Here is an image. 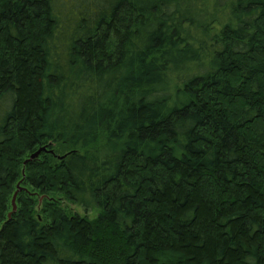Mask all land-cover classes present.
Wrapping results in <instances>:
<instances>
[{"label":"trees","instance_id":"trees-1","mask_svg":"<svg viewBox=\"0 0 264 264\" xmlns=\"http://www.w3.org/2000/svg\"><path fill=\"white\" fill-rule=\"evenodd\" d=\"M0 264H264V0H0Z\"/></svg>","mask_w":264,"mask_h":264},{"label":"rangeland","instance_id":"rangeland-1","mask_svg":"<svg viewBox=\"0 0 264 264\" xmlns=\"http://www.w3.org/2000/svg\"><path fill=\"white\" fill-rule=\"evenodd\" d=\"M45 152H47L49 154H52L57 159H60V158L63 157L61 154H57L53 149H48V147H47V151H45ZM34 153H32V154H34ZM41 153L37 157H35L34 159L30 160V158L32 156V154H31L30 157L27 160H25L24 165H26L27 163H29L31 161H34V160L38 159L39 156L41 155ZM24 170L25 169H23V172H24ZM22 189H23V187L21 186L20 183H18L15 186V192L13 193L12 200H11L12 205H13V213L17 211V208H18V206H17L18 205L17 204V198H18V195L20 194V192L22 191ZM32 192H34V191H32ZM36 194H38V192H36ZM37 197H38V207H37V209H38L39 213L42 212V214H43V212H45V211L42 210V208L45 206L46 202H48V203L58 202L57 207L60 210H62V211H59V212H66L67 214H71V215L78 214L80 216H86V217H88L90 219H94L99 214V211L96 208H91V209L86 210V209H84V208H82L80 206L71 204L70 202L66 201L62 196L54 194V193H50V194L43 195V196L42 195H38ZM49 211H51V210H49ZM51 212H56V211H51Z\"/></svg>","mask_w":264,"mask_h":264},{"label":"water","instance_id":"water-1","mask_svg":"<svg viewBox=\"0 0 264 264\" xmlns=\"http://www.w3.org/2000/svg\"><path fill=\"white\" fill-rule=\"evenodd\" d=\"M43 151L44 152L47 151V147L46 146L45 147H41L37 152H35L34 154H32L30 160L31 159H34L35 157H37Z\"/></svg>","mask_w":264,"mask_h":264}]
</instances>
